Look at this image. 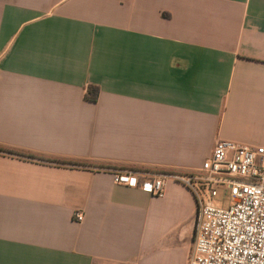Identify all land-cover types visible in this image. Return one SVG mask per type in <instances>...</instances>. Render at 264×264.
I'll return each mask as SVG.
<instances>
[{
    "label": "crops",
    "instance_id": "obj_1",
    "mask_svg": "<svg viewBox=\"0 0 264 264\" xmlns=\"http://www.w3.org/2000/svg\"><path fill=\"white\" fill-rule=\"evenodd\" d=\"M218 140L264 146V0H0V147L92 165L0 154V264H189L193 192L114 175Z\"/></svg>",
    "mask_w": 264,
    "mask_h": 264
},
{
    "label": "built area",
    "instance_id": "obj_2",
    "mask_svg": "<svg viewBox=\"0 0 264 264\" xmlns=\"http://www.w3.org/2000/svg\"><path fill=\"white\" fill-rule=\"evenodd\" d=\"M174 180L196 197L198 221L189 264H264V146L218 140L211 157L191 173L115 172L119 185L163 196ZM223 190L222 203L213 199ZM78 221L84 220L76 213Z\"/></svg>",
    "mask_w": 264,
    "mask_h": 264
},
{
    "label": "trees",
    "instance_id": "obj_3",
    "mask_svg": "<svg viewBox=\"0 0 264 264\" xmlns=\"http://www.w3.org/2000/svg\"><path fill=\"white\" fill-rule=\"evenodd\" d=\"M99 94H100V88L97 86L91 85L88 88L86 98L89 101L97 102ZM0 154L19 156V157H23V158L30 159L33 161H40V162H45V163L57 164V165H67V166H73V167H91L92 166V165L84 164L80 162H71V161H64V160H59V159H53V160L46 159L45 157L37 156L29 152L17 151L13 149L2 148V147H0ZM105 168L109 169V167H105ZM124 170L141 171V169H138L135 167L127 168Z\"/></svg>",
    "mask_w": 264,
    "mask_h": 264
},
{
    "label": "rangeland",
    "instance_id": "obj_4",
    "mask_svg": "<svg viewBox=\"0 0 264 264\" xmlns=\"http://www.w3.org/2000/svg\"><path fill=\"white\" fill-rule=\"evenodd\" d=\"M225 200L226 204L229 203L228 197L224 196L223 190H219V196L214 198L213 201L214 203H222Z\"/></svg>",
    "mask_w": 264,
    "mask_h": 264
}]
</instances>
